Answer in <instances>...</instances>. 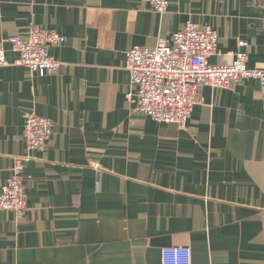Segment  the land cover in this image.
Segmentation results:
<instances>
[{
  "label": "crops",
  "instance_id": "crops-1",
  "mask_svg": "<svg viewBox=\"0 0 264 264\" xmlns=\"http://www.w3.org/2000/svg\"><path fill=\"white\" fill-rule=\"evenodd\" d=\"M0 0V44L32 25L52 29L60 62L40 76L0 68V189L15 158L27 208L0 210V264H162L188 246L192 264H264V99L257 81L198 87L184 127L152 120L127 99L128 49L154 47L186 22L211 26V64L248 54L264 69V0ZM246 41L240 47L239 41ZM51 122L28 152L24 119Z\"/></svg>",
  "mask_w": 264,
  "mask_h": 264
},
{
  "label": "built area",
  "instance_id": "built-area-1",
  "mask_svg": "<svg viewBox=\"0 0 264 264\" xmlns=\"http://www.w3.org/2000/svg\"><path fill=\"white\" fill-rule=\"evenodd\" d=\"M146 1L159 13L168 8L167 0ZM262 5L264 9V3ZM169 39L168 43L167 39L159 37L152 48L135 45L125 54L124 68L130 75L131 87L127 99L143 115L158 122L184 127L193 105L198 102L199 86L222 88L245 79L259 80L264 99V69L247 68L246 51L238 50L228 64L209 62V58L217 53L219 39L211 26L188 20L180 30L170 34ZM63 41L64 37L58 32L32 25L26 35L9 39L11 50L17 55L12 63L6 59L0 44V68L18 64L40 76L55 72L60 62L51 56L49 47ZM247 45L246 41H239L240 47ZM23 129L28 152L45 149L52 132L48 118L35 113L27 114ZM30 158L29 154L15 158L11 174L0 189V210H10L18 217L27 208L22 170ZM161 262L192 264L191 249L180 245L163 247Z\"/></svg>",
  "mask_w": 264,
  "mask_h": 264
},
{
  "label": "water",
  "instance_id": "water-1",
  "mask_svg": "<svg viewBox=\"0 0 264 264\" xmlns=\"http://www.w3.org/2000/svg\"><path fill=\"white\" fill-rule=\"evenodd\" d=\"M256 81H257V83H258V85H259V88H260V82H259V80L256 79ZM261 92H262V88H261Z\"/></svg>",
  "mask_w": 264,
  "mask_h": 264
}]
</instances>
